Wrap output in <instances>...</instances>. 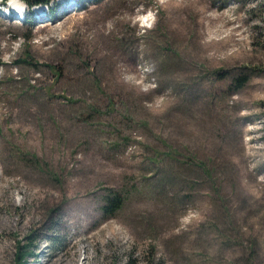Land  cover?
<instances>
[{
  "label": "rangeland",
  "instance_id": "374dc122",
  "mask_svg": "<svg viewBox=\"0 0 264 264\" xmlns=\"http://www.w3.org/2000/svg\"><path fill=\"white\" fill-rule=\"evenodd\" d=\"M9 1L0 264H264V0Z\"/></svg>",
  "mask_w": 264,
  "mask_h": 264
},
{
  "label": "trees",
  "instance_id": "16d2710c",
  "mask_svg": "<svg viewBox=\"0 0 264 264\" xmlns=\"http://www.w3.org/2000/svg\"><path fill=\"white\" fill-rule=\"evenodd\" d=\"M26 6L31 10L35 6L39 5H50L54 0H23ZM93 4L100 3L102 0H91ZM240 85L238 88L243 87L247 79H240ZM123 199L121 196L113 194L107 197L105 206L103 207L104 215L107 217L113 216L122 206ZM29 247L24 242H18L17 249V264H24V260L31 255V252L28 251Z\"/></svg>",
  "mask_w": 264,
  "mask_h": 264
},
{
  "label": "bare ground",
  "instance_id": "6f19581e",
  "mask_svg": "<svg viewBox=\"0 0 264 264\" xmlns=\"http://www.w3.org/2000/svg\"><path fill=\"white\" fill-rule=\"evenodd\" d=\"M17 5V4H16ZM17 7H21V6H19V5H17ZM17 7L15 6V9L17 10V12L19 11L18 9H17ZM74 7V6H73ZM69 8H71L72 9V7L70 6ZM148 15V14H147ZM146 15V16H147ZM145 15H144V17H146ZM127 19V18H126ZM141 24H142V27H144V28H150L147 24H145L144 22H143V20L141 21ZM153 24V23H152ZM152 26V25H151ZM208 44H210V45H215V44H217V42L216 43H212V42H210V43H208ZM1 110V109H0ZM2 117V116H1ZM1 164V163H0ZM4 170V169H3ZM3 172V171H2ZM10 176V175H9ZM3 177H5V175H4V173H1L0 174V200H3V199H7V202H9L11 205H15V199H14V196H13V194H12V190L15 188V187H17V184L14 182V183H11V181L9 180V179H7V178H3ZM28 187V186H27ZM25 194V199L27 198V193L25 192L24 193ZM9 219H10V217H9ZM10 221L7 219V218H5V217H3V216H1L0 215V229H2V228H4V227H8L9 225H10ZM19 225H21V223H19ZM44 264H63V262H62V260L61 259H59V258H55L54 260H52L51 258L50 259H48Z\"/></svg>",
  "mask_w": 264,
  "mask_h": 264
},
{
  "label": "clouds",
  "instance_id": "9594fccd",
  "mask_svg": "<svg viewBox=\"0 0 264 264\" xmlns=\"http://www.w3.org/2000/svg\"><path fill=\"white\" fill-rule=\"evenodd\" d=\"M145 24L151 27L152 22H154V15L150 12L146 17L141 18Z\"/></svg>",
  "mask_w": 264,
  "mask_h": 264
}]
</instances>
